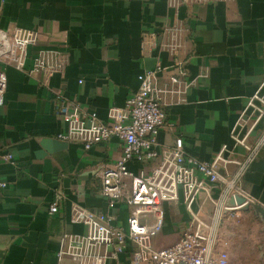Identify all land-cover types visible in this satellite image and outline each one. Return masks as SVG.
I'll use <instances>...</instances> for the list:
<instances>
[{
	"label": "crops",
	"instance_id": "0c3cea01",
	"mask_svg": "<svg viewBox=\"0 0 264 264\" xmlns=\"http://www.w3.org/2000/svg\"><path fill=\"white\" fill-rule=\"evenodd\" d=\"M177 25L184 28L181 53L187 78L194 82L180 102L177 94L165 96L166 120L174 128L164 126L159 139L171 144L180 135L187 154L209 160L231 143L239 111L264 82V0L177 9L167 0H0V50L16 27L40 34L28 48L26 69L6 68L0 154L11 153L14 160L0 159V264H76L57 258L63 233L86 230L70 221L74 203L125 225L128 206L109 209L100 194L102 170L121 154L118 138L89 149L58 139L65 130L63 105L78 104L105 120L110 106L123 105L136 90L141 71L157 60L168 65L172 58L160 48L143 51L142 34L159 37L164 28ZM41 49L50 51L55 71H27ZM171 72H163L160 83ZM240 183L264 206V149ZM52 202L58 203L53 214ZM175 208L181 217L183 207ZM163 240L156 239V245Z\"/></svg>",
	"mask_w": 264,
	"mask_h": 264
},
{
	"label": "built area",
	"instance_id": "2783aa9c",
	"mask_svg": "<svg viewBox=\"0 0 264 264\" xmlns=\"http://www.w3.org/2000/svg\"><path fill=\"white\" fill-rule=\"evenodd\" d=\"M167 1L177 9L220 0ZM160 36L164 37L162 41ZM160 36L153 32L142 34L141 47L143 51L165 50L172 56L169 64L157 60L151 68L141 71L136 90L123 105L110 106L105 120L78 104L63 105L65 130L57 133L58 139L89 149L111 137L118 138L121 154L112 166L102 170L100 194L109 209L123 203L129 212L125 225L118 226L106 213L72 204L70 221L86 230L60 236L58 260L69 257L76 264H227L229 254L221 239L224 218L250 203L264 208L240 183L264 149V82L239 111L230 130L231 143L223 144L212 159L187 154L180 135L171 144L162 143L161 129L174 128V123L166 120L165 96L177 94L182 101V94L194 81L187 78V58L181 53L184 28L166 27ZM39 37L38 30L16 27L3 39L0 106L5 100L6 68L26 69L28 48L36 45ZM50 59V51L39 50L27 71H55L57 64ZM168 68L171 74L160 83V76ZM0 159L12 162L14 157L5 153L0 154ZM229 165L235 166L233 172H229ZM237 197L243 202L238 203ZM177 205L183 207L177 225L179 238L171 245L158 246L155 240L165 230L168 208ZM57 211L58 203L52 202L49 212Z\"/></svg>",
	"mask_w": 264,
	"mask_h": 264
},
{
	"label": "rangeland",
	"instance_id": "374dc122",
	"mask_svg": "<svg viewBox=\"0 0 264 264\" xmlns=\"http://www.w3.org/2000/svg\"><path fill=\"white\" fill-rule=\"evenodd\" d=\"M180 215L175 207L169 206L166 225L169 229L157 238H164L160 246L171 245L179 238L177 225ZM221 239L229 254L227 264H263L264 218L252 203L224 218Z\"/></svg>",
	"mask_w": 264,
	"mask_h": 264
},
{
	"label": "water",
	"instance_id": "95a60500",
	"mask_svg": "<svg viewBox=\"0 0 264 264\" xmlns=\"http://www.w3.org/2000/svg\"><path fill=\"white\" fill-rule=\"evenodd\" d=\"M4 40H5V37H4ZM6 42V41H5ZM237 202L238 203H241L243 202V199L241 197H237L236 198ZM253 207L262 215V217L264 218V208L259 205V204H253Z\"/></svg>",
	"mask_w": 264,
	"mask_h": 264
}]
</instances>
